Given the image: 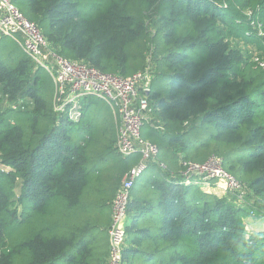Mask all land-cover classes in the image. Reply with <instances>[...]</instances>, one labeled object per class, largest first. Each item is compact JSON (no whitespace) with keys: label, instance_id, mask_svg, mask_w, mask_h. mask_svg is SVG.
I'll return each mask as SVG.
<instances>
[{"label":"trees","instance_id":"obj_1","mask_svg":"<svg viewBox=\"0 0 264 264\" xmlns=\"http://www.w3.org/2000/svg\"><path fill=\"white\" fill-rule=\"evenodd\" d=\"M12 2L63 58L120 76L150 66L142 136L159 152L130 190L125 262L139 250L152 264H264V229L245 221L264 218V0ZM44 73L19 38L0 36V264H109V240L101 253L85 238L101 223L91 213L109 208V229L140 154L115 152L105 101L87 97L77 122L57 113ZM211 156L241 182L243 204L182 182L184 161ZM134 212L148 222L129 225Z\"/></svg>","mask_w":264,"mask_h":264},{"label":"built area","instance_id":"obj_2","mask_svg":"<svg viewBox=\"0 0 264 264\" xmlns=\"http://www.w3.org/2000/svg\"><path fill=\"white\" fill-rule=\"evenodd\" d=\"M248 14L251 15L250 12ZM256 28L259 34L264 35L263 22L259 21ZM2 35L19 38L25 54L51 76L54 110L57 113H63L77 122L82 116L85 99L95 96L110 105L117 119L115 152L122 156L140 154L139 161L125 173L115 193L108 229L109 264H127L123 249L130 190L159 152L154 143L142 136L143 126L154 118L148 101L152 81L150 66L129 76H120L101 72L83 61L63 58L51 49L39 27L27 19L12 0H0ZM254 61L264 67L263 59L254 57ZM155 127L161 129L160 124ZM180 173L185 184L201 186L210 183L222 195L230 191L238 205L244 203L245 192L241 182L222 167L221 159L216 156L209 157L203 163L184 161Z\"/></svg>","mask_w":264,"mask_h":264},{"label":"crops","instance_id":"obj_3","mask_svg":"<svg viewBox=\"0 0 264 264\" xmlns=\"http://www.w3.org/2000/svg\"><path fill=\"white\" fill-rule=\"evenodd\" d=\"M87 101H89V98H87ZM90 136H91V133H90ZM74 138H75V140H79V142H80L82 138L87 139L89 137L86 135V133L79 132L77 134V136H75ZM114 161H115L114 155L105 154L104 152H103V154H101V158L97 159V162L101 163L103 167H107L109 165L111 166L114 163ZM141 182H142L143 187L148 186L147 182L143 178H142ZM108 209L109 208H106V210H104L102 208L101 213H100V211H97L96 209H94L93 212L91 213V215H95L94 220L96 218H98V221L101 220V223L99 224V226L94 227L91 230V232L86 235L85 238L88 242H91V244L96 248L97 252H101V251L103 252L104 250L107 249L106 245H107L108 240H109L107 229H108L109 224H107L105 219H106V213H107ZM135 213L136 212L128 214V217L130 220L129 225L133 222V220H134L133 215ZM143 217L144 216H140V217L137 216V218H139V220L142 223L146 224L148 221H146V217L144 219H143ZM146 254L147 253H145L144 251H139V250H137L134 253H131V255L129 257L130 259L128 261V264H152L153 261H150L148 258H146ZM56 264H66V260L57 258Z\"/></svg>","mask_w":264,"mask_h":264},{"label":"rangeland","instance_id":"obj_4","mask_svg":"<svg viewBox=\"0 0 264 264\" xmlns=\"http://www.w3.org/2000/svg\"><path fill=\"white\" fill-rule=\"evenodd\" d=\"M88 7H81V10L82 12L84 13L86 10H87ZM44 81H47L48 80V85L50 87V96L52 97V95L54 94L53 93V82H52V78L51 76L45 71L44 73ZM89 99L91 98H96L95 96H89L88 97ZM92 115H90L91 117ZM201 188L203 190H205L206 192H213V193H216L217 195L219 196H222V194L220 193V191L217 190V188H213L212 186H210V183H204V184H201ZM253 219L251 217H248L245 219L246 221V226H247V229L248 230H263L264 229V218H261V219H258L257 221H252ZM250 232V231H248Z\"/></svg>","mask_w":264,"mask_h":264}]
</instances>
